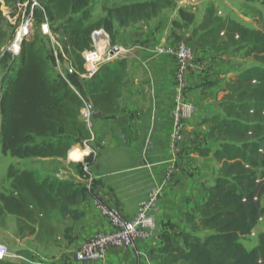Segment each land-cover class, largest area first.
Returning a JSON list of instances; mask_svg holds the SVG:
<instances>
[{"label":"trees","instance_id":"obj_1","mask_svg":"<svg viewBox=\"0 0 264 264\" xmlns=\"http://www.w3.org/2000/svg\"><path fill=\"white\" fill-rule=\"evenodd\" d=\"M0 1L8 11L27 4V15L31 13L37 25L47 24L61 54L78 75L84 73L82 54L92 50L94 31H104L114 44L118 28L149 22L162 10L175 6L172 0L105 5L104 16L91 22L90 0H35L39 7H32L30 0ZM240 1L264 7V0ZM177 18L173 25L181 31L195 21L193 13L185 8H177ZM6 25L0 11V62L4 65L0 80V151L18 160L68 161L74 146L89 138L79 120L80 98L61 77L53 78L52 51L45 44L38 46L39 38L24 40L17 59L11 60L4 51L9 40ZM198 33L200 49L244 50V55L260 66L225 84L224 98L218 104L221 115L205 120L206 138L217 142V147L199 152L202 156L211 154L220 163L218 176L204 188L202 202L184 214L185 230L163 232L160 246L151 249L149 255L159 264H264V230L251 250L240 242L264 215L260 202L264 196V30H250L236 21L218 18L213 7H207L192 30L194 37ZM126 69L127 62L122 58L102 65L88 80L76 74L69 79L99 114H107L126 84ZM83 176L80 171L78 177ZM7 178L10 191L0 192V216L14 217L20 235H41L44 229H51L55 214L81 217L70 207L85 198L84 189L51 178L39 179L33 171L13 167L8 168Z\"/></svg>","mask_w":264,"mask_h":264},{"label":"crops","instance_id":"obj_2","mask_svg":"<svg viewBox=\"0 0 264 264\" xmlns=\"http://www.w3.org/2000/svg\"><path fill=\"white\" fill-rule=\"evenodd\" d=\"M160 30L155 26L154 32L160 33ZM152 33L143 41L135 39L128 54L120 58L127 62L126 84L120 90L115 107L111 106L112 112L99 114L95 109L94 131L100 148L92 170L97 175L95 195L127 220L134 218L139 202L149 190L161 188L153 213L158 223L153 239L136 242L134 249H110L100 262H75L72 254L81 244L94 234L110 230L86 194L83 200L70 207L73 212L81 214L79 219L55 214L50 222L51 229H44L41 235H37V241L34 240L36 236H24L17 242L9 263L150 264L146 251L160 246L161 234L169 226H175L178 231L185 230L184 214L203 200L202 182L210 180V184L215 179L211 169L204 166L211 161L218 164L211 154L202 156L199 153L206 148L203 144L208 142L205 120L221 115L218 104L225 94V85L221 82L211 84V77L225 72L229 75L231 69L223 63L225 57L212 54V49L203 52L191 49L195 60L189 72L188 98L194 103L195 113L194 118L184 125L181 140L172 147L175 64L172 57L150 55L158 46L169 47L164 40L157 42ZM129 38L122 42L129 41ZM200 84L205 85L199 88ZM127 150L128 153L124 152ZM189 160L195 162L196 168L201 165L196 177L188 178ZM133 251H138L139 258H144L136 261Z\"/></svg>","mask_w":264,"mask_h":264},{"label":"rangeland","instance_id":"obj_3","mask_svg":"<svg viewBox=\"0 0 264 264\" xmlns=\"http://www.w3.org/2000/svg\"><path fill=\"white\" fill-rule=\"evenodd\" d=\"M90 1H91L90 10H91V15H92L91 22H96L97 20H99L100 18L104 16L102 7L105 5L128 4V3L145 1V0H90ZM172 1L174 2L175 6L172 8L170 7L169 9L167 8V9L162 10V12L157 18L149 22H138V23L130 24L129 26L124 27V28H118L116 42L114 44L112 43L110 44V38H108L107 40L108 43H105L101 47V50L104 51L102 53L103 54L102 57H106V55L108 54H114L118 59H120L122 56H125L128 54L127 52L131 50V47H133L136 42L134 41L135 39L140 38L143 41V39H145L146 36H148L150 32H153L152 33L154 34L153 37L154 39L157 37L156 39L157 42L164 40L166 46L172 47L174 48V50L177 48V45L179 44L185 45L191 51L193 60H195L194 54H193L194 50L198 49V51L203 52L205 49L207 50L210 49V48L200 49L197 46V40L200 37L201 33H198L196 37L192 35V30L196 28L198 24L200 23L204 10L207 7H213L215 15L218 18H221L223 20L236 21L250 30H264V7L260 6V4L258 3L246 4L244 2H241L240 0H194V2L189 1V0L187 1L172 0ZM27 8H30L27 6V4H24V5L19 4V5L13 6L11 8L12 9L11 11H8V9L4 6L3 2L0 1V11L2 12L3 16L7 20V25L5 26L6 28H4V31L8 33L7 38L9 39L7 40L8 41L7 45H5L4 47V51L8 52L11 60L17 59L20 53L22 42L24 40L31 41L35 38H39L40 40L37 45L39 46L40 44H45L52 51L53 65L51 64V67H52V72H53L52 74L53 78H56L58 76L61 77L59 74L61 70L65 79L68 82H70L72 86H74V84L70 81L69 77L75 75L76 73L71 67L70 61L67 60L61 54L60 45L57 41V38L53 36L52 33L44 34L41 28V25L44 23L37 25V23L32 19L31 13L27 15L26 13ZM177 8H185L186 10L193 13L194 15V20H195L194 24L192 26H184L182 31L180 29L178 30L173 25L174 22L178 21ZM155 26H158V28L161 29L159 31L160 33H157L156 31L154 32ZM164 27L166 28L165 29L166 31H164ZM21 32L22 33L24 32L26 34L24 37L21 38V40L23 41L20 43V41L17 42V39L20 36ZM186 34H188V36H186ZM129 36H130L129 41H126L125 43H123L122 40ZM178 40H179V43L175 44V42H177ZM14 42H15V46L19 45L18 49H13L11 52L8 51L9 48H11L14 45ZM138 43H141V42L139 41ZM223 47L225 48V46ZM17 50H18V55H15L14 53H12L13 51H17ZM155 54L156 53H150V55H155ZM212 54L218 55V56H224L225 57L224 62L223 61L222 62L225 63L228 68L231 69V73L229 75H227L226 72L219 73L217 74L216 77H211L213 78L211 79L213 80L211 81V84H214V83L216 84L218 82H221L225 85L229 80L233 79L235 76L242 74L249 69L260 66L252 58L246 57L244 55V50L233 51V49H222V50L218 49V50H213ZM161 56H167L168 58L171 57L166 54H161ZM174 64H175V61H174ZM146 70H147V67H146ZM3 71H4V65L1 64L0 62V80L3 74ZM174 72H175V69H174ZM189 74L190 73L186 75L187 93H185V98H187L188 100H189L188 94L190 92ZM75 76H77L79 79L85 80L77 74ZM173 82H174V79H173ZM204 85L205 84H200L199 88L203 87ZM173 87H174V92H173L172 98H173V106H174L173 111H174L175 94H176L175 84L173 85ZM199 88H196V89L199 90ZM193 118H194V115L192 116L190 120H192ZM216 144L217 142L208 140V142L206 141V144H203V146H205L206 148L209 147L211 150H215L217 147ZM85 147L92 149L96 153V157L94 160H93V157L87 158L85 160L86 162L87 160L94 161L93 162L94 164L98 158V153H99V148H100L99 145L97 144V140L95 139V140H90V141H82L81 143L76 144L74 146L75 148L74 152L84 150ZM124 152L128 153V150ZM187 163H188V169H189L188 178L196 177L197 171H200L199 168L201 165L198 163L199 165L196 168V164H194L195 163L194 161L189 160ZM212 163L213 162L211 161V163L209 162V164L205 165L204 167L210 168L211 169L210 173H213L212 177L215 176L214 178H216L218 176V172H219L218 166H220V163L218 164L216 163L212 164ZM93 164L91 165V168L89 166L90 170H92ZM193 166L195 168H193ZM9 167H13L19 171H22V170L33 171L36 173L39 179L51 178L56 181L67 182L71 184L74 188H76L77 190L84 189V183L82 179L78 177L79 172L82 171L81 170L82 166L80 163L71 161L70 158L68 161L58 160V159H34V158L18 160L15 158H11L8 155H3L0 151V192L2 193L8 194V192L10 191L11 181L7 178V170ZM209 181L204 180V182H202L203 189L212 184V183L209 184L208 183ZM94 186H96V184ZM93 192L95 193V187H94ZM89 198H90V202L92 203L91 197ZM260 202H261V206L264 208V196L261 198ZM153 219L155 221V226H156L155 232H156L158 223H157V218L154 214H153ZM176 229L177 228L175 226H169L166 232L173 233V232L178 231ZM263 230H264V215L262 216V218H260L257 225L251 232V234L246 237L241 238L240 242L246 250H251L257 245L258 236L260 233H262ZM154 234L152 235V237H150L146 241L150 242V240L153 239ZM24 236L25 235L22 236V234L20 235L18 233L17 226H16V220L14 217H11L8 215L0 216V244L5 245L9 253V257L5 259L3 262H10L11 255L15 252V248L17 247V244H18L17 242L20 241ZM36 239H38L37 236L34 237V240ZM151 249L153 248H149L146 251L147 252L146 257L148 261L150 262V264L151 263L159 264L157 260L150 257L149 251ZM138 251H135V252L133 251L134 254L132 253L136 261H139L140 259L144 258V257L139 258L140 254ZM18 261L20 262V260Z\"/></svg>","mask_w":264,"mask_h":264},{"label":"built area","instance_id":"obj_4","mask_svg":"<svg viewBox=\"0 0 264 264\" xmlns=\"http://www.w3.org/2000/svg\"><path fill=\"white\" fill-rule=\"evenodd\" d=\"M30 1L32 7H39L35 0ZM189 1L194 2V0ZM41 28L44 34H50L46 23L42 24ZM108 38L109 36L102 30L94 31L91 34L93 48L91 51H86L82 54L84 59V73L79 75L81 78L85 80L90 79L102 65L112 63L116 60L117 57L114 54H108L106 57H102L104 51L101 50V47L105 43H108ZM18 47L19 45L15 47L14 42V45L9 48L8 51L11 52L13 49H18ZM153 52L156 54H166L171 56L175 61L174 84L176 94L174 104L175 109L173 111L174 125L170 136L171 145L173 147L176 142L181 140L184 125L186 122L190 121L195 113L193 103L185 98V93H187L186 75L190 72L194 60L191 51L183 44L177 45L175 50L172 47L158 46ZM12 53L18 55V50L13 51ZM59 74L69 88L80 98L81 106L79 109V118L89 135V138L86 141L95 140L96 134L93 128V120L96 117V110L93 104L87 98H83L78 94L76 88L65 79L61 70ZM91 157H93L94 160L96 153L92 149L85 147L84 150L72 153L70 159L71 161L81 164V170L84 173V176L80 179H82L84 183V191L89 197H91L93 206L99 211L110 230L105 233L94 234L91 238L81 244L72 254V258L77 263L103 261L107 251L110 249L119 247L134 249L136 242L140 240L146 241L152 237L156 229L153 212L161 194V188H152L149 190L146 197L139 202L134 218L131 220L123 218L116 209L107 206L93 192L97 176L92 170H90V168L94 161H85L87 158ZM8 257L9 253L7 247L0 244V261H4Z\"/></svg>","mask_w":264,"mask_h":264},{"label":"bare ground","instance_id":"obj_5","mask_svg":"<svg viewBox=\"0 0 264 264\" xmlns=\"http://www.w3.org/2000/svg\"><path fill=\"white\" fill-rule=\"evenodd\" d=\"M25 34H26V33H24V32L22 33V32H21L20 36H19L18 39H17V42L21 41V38L24 37ZM19 39H20V40H19ZM16 45H17V43H16ZM15 47H17V46H15Z\"/></svg>","mask_w":264,"mask_h":264},{"label":"water","instance_id":"obj_6","mask_svg":"<svg viewBox=\"0 0 264 264\" xmlns=\"http://www.w3.org/2000/svg\"><path fill=\"white\" fill-rule=\"evenodd\" d=\"M23 40H21L20 42H22Z\"/></svg>","mask_w":264,"mask_h":264}]
</instances>
